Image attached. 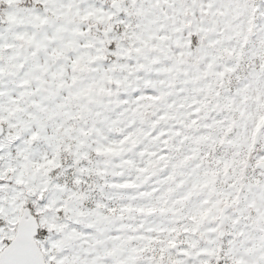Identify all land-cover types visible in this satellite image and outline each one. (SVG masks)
<instances>
[{
    "label": "snow or ice",
    "instance_id": "snow-or-ice-1",
    "mask_svg": "<svg viewBox=\"0 0 264 264\" xmlns=\"http://www.w3.org/2000/svg\"><path fill=\"white\" fill-rule=\"evenodd\" d=\"M0 264H264V0H0Z\"/></svg>",
    "mask_w": 264,
    "mask_h": 264
}]
</instances>
